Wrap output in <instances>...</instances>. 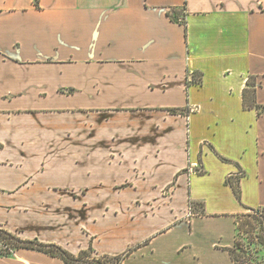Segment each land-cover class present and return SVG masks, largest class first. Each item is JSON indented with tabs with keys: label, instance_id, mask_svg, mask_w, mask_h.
I'll return each mask as SVG.
<instances>
[{
	"label": "crops",
	"instance_id": "0c3cea01",
	"mask_svg": "<svg viewBox=\"0 0 264 264\" xmlns=\"http://www.w3.org/2000/svg\"><path fill=\"white\" fill-rule=\"evenodd\" d=\"M263 207L264 0H0V228L233 264L237 217Z\"/></svg>",
	"mask_w": 264,
	"mask_h": 264
},
{
	"label": "trees",
	"instance_id": "16d2710c",
	"mask_svg": "<svg viewBox=\"0 0 264 264\" xmlns=\"http://www.w3.org/2000/svg\"><path fill=\"white\" fill-rule=\"evenodd\" d=\"M167 16L173 19L171 13L168 12ZM191 82L194 84H200V76L193 75ZM239 178L229 177L225 180L226 185H228L235 196V198L240 201V189L238 186ZM251 212H259L261 210L262 214L259 215V231L255 236H242V229L236 227V233L234 238V243L232 247L228 250L230 258L233 264H264V207L257 210L248 209ZM244 233H249L245 232ZM4 246V247H3ZM18 249H30L44 252L50 256L60 258L66 264H121L125 255L120 256H99L94 253V251L89 248L87 250L81 251L78 255H72L65 251L60 246L54 244H42L38 241H23L16 237L15 235L8 233L4 229L0 228V256H8L9 251H15Z\"/></svg>",
	"mask_w": 264,
	"mask_h": 264
},
{
	"label": "rangeland",
	"instance_id": "374dc122",
	"mask_svg": "<svg viewBox=\"0 0 264 264\" xmlns=\"http://www.w3.org/2000/svg\"><path fill=\"white\" fill-rule=\"evenodd\" d=\"M262 212L261 210H259L258 214L257 212H251L249 210H245L242 214H240L237 219H236V227L242 229L243 234L242 236H255L257 235L258 231H259V223L258 221H260V217H258L259 215H261ZM245 232H249V233H244Z\"/></svg>",
	"mask_w": 264,
	"mask_h": 264
},
{
	"label": "built area",
	"instance_id": "2783aa9c",
	"mask_svg": "<svg viewBox=\"0 0 264 264\" xmlns=\"http://www.w3.org/2000/svg\"><path fill=\"white\" fill-rule=\"evenodd\" d=\"M193 210H192V205H190V213H192ZM4 247V246H3ZM14 254V251L10 250L9 251V255H13Z\"/></svg>",
	"mask_w": 264,
	"mask_h": 264
}]
</instances>
